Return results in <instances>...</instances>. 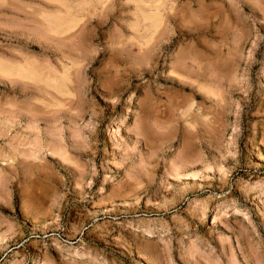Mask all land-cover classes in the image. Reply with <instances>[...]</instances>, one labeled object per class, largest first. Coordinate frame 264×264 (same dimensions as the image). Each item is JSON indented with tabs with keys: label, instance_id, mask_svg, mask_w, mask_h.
<instances>
[{
	"label": "rangeland",
	"instance_id": "rangeland-1",
	"mask_svg": "<svg viewBox=\"0 0 264 264\" xmlns=\"http://www.w3.org/2000/svg\"><path fill=\"white\" fill-rule=\"evenodd\" d=\"M0 264H264V0H0Z\"/></svg>",
	"mask_w": 264,
	"mask_h": 264
},
{
	"label": "bare ground",
	"instance_id": "bare-ground-1",
	"mask_svg": "<svg viewBox=\"0 0 264 264\" xmlns=\"http://www.w3.org/2000/svg\"><path fill=\"white\" fill-rule=\"evenodd\" d=\"M150 3H151V2H150ZM189 9H190V8H189ZM189 9H188V10H189ZM173 17H174V16H173ZM158 120H159V119H158ZM186 135H187V134H186Z\"/></svg>",
	"mask_w": 264,
	"mask_h": 264
}]
</instances>
